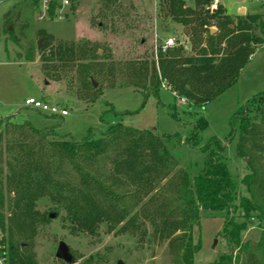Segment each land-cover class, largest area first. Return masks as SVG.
<instances>
[{
    "label": "rangeland",
    "instance_id": "obj_1",
    "mask_svg": "<svg viewBox=\"0 0 264 264\" xmlns=\"http://www.w3.org/2000/svg\"><path fill=\"white\" fill-rule=\"evenodd\" d=\"M20 1L0 0V18ZM59 2L55 19H50L40 7L23 9L19 17L13 18L16 33L21 23L28 24V42L34 41L38 46L43 34L52 37L50 43L45 44V38L42 47H37L34 61L25 58L27 41L23 40L20 47L0 28V130L4 131L8 124L28 125L30 122L38 130L49 128L59 136H72L77 142L87 137L91 130L99 136L112 123L140 131H155L160 137L178 133L181 142H169L172 154L179 162L176 170L184 169L194 176L204 167L205 154L188 145L186 139L193 135L197 122L205 118L208 127L200 133V146L213 137L226 145L224 157L230 173L238 182L237 203L241 197L248 196L243 179L250 172L249 160L238 155L241 127L239 118L235 121L233 118L247 100L264 91V45H258L249 64L241 71L238 82L204 106L187 102L167 85L160 87L158 97L154 94L147 97L144 88L131 84L132 71L138 70V64L144 61L159 69L162 51L159 46L166 40L175 38L176 47L185 44L180 26L163 13V0H70L68 6ZM186 2L192 6L195 4L193 0ZM222 3L230 13L245 6L251 13L264 14V3L255 0H222ZM65 42L75 46L71 50L73 54L62 50L58 56L52 51ZM17 51L23 53L21 57L17 56ZM84 63L94 64V78L80 73V65ZM93 82L98 85L94 86ZM44 94L50 96L51 103L66 107L69 114L51 117L26 107V99L31 96L42 99ZM171 109L179 113L180 119L173 117ZM255 117L256 121L260 120L258 115ZM9 128V133L4 131L1 150L5 149L9 138L19 134L18 128L15 131L11 125ZM59 136L50 135L49 139L57 140ZM8 159L9 154L4 150L0 160V187L6 198L3 208L6 220L15 199L13 193H8L5 182ZM50 159L54 161L55 181L79 188L82 173L74 164L67 158L61 163L56 156ZM83 166L117 193L129 192V188L122 187L120 182L114 184L117 178L114 179L116 175L110 159L100 157L95 166ZM166 181H162L156 190L165 184V193L171 196ZM57 192V188H52L37 199L35 210L46 220L37 221L32 238H23L28 243L25 251L34 255L38 264H119L120 261L122 264H176L171 243L160 238L151 221L153 205L148 204L147 209L143 206L148 196L134 206L132 199H125L121 206L129 211V215L123 222L112 224L104 220L94 233H90L74 227L63 200L56 196ZM69 193L66 190L65 195ZM137 211L134 222H129ZM51 214L55 216L51 217ZM226 215L225 211L201 209L200 222L194 230V239L201 244L194 256L195 264L213 263L219 255L229 252L228 242L222 235ZM234 218L237 222L246 221L247 227L241 235L244 244L257 246L263 243L264 227L255 214L243 218L239 210ZM61 241L69 245L75 262L67 263L57 258ZM263 252L264 244L258 249V260ZM249 261L250 257L243 253L241 264H252Z\"/></svg>",
    "mask_w": 264,
    "mask_h": 264
},
{
    "label": "trees",
    "instance_id": "obj_2",
    "mask_svg": "<svg viewBox=\"0 0 264 264\" xmlns=\"http://www.w3.org/2000/svg\"><path fill=\"white\" fill-rule=\"evenodd\" d=\"M193 1L194 6L188 5L186 0L162 2L164 15L180 26L185 44L174 46L166 53L161 51L159 69L155 64L150 66L144 61L138 64V70L132 71L131 84L144 88L147 97L150 94L158 97L160 87L167 85L187 102L204 106L238 82L241 71L249 64L258 45L264 44L263 13L233 15L223 5L210 13L206 7L209 0ZM50 3L49 18L55 19L58 3L57 0ZM37 7L34 0H22L0 18V28L20 47L23 40L27 41L28 24L21 23L16 33L13 18L19 17L23 9L35 10ZM42 36L46 38L45 44L50 43L51 36ZM25 44L26 60L34 61L37 44L30 40ZM74 48L73 44L65 42L52 51L60 56L62 50L72 53ZM16 53L18 57L23 54L21 51ZM93 65H80V73L94 78ZM171 113L175 119H180L175 109H171ZM257 115L260 120L256 121ZM236 118H239L241 127L238 155L247 158L250 167V172L243 179L249 195L241 197L239 203L238 182L230 173L224 157L226 145L216 137L205 145L199 144L200 133L208 127L205 118L197 122L193 135L186 139L188 145L199 148L205 154V165L194 176L184 169L176 170L179 162L175 160L169 142H181L178 133L160 137L155 131H140L125 128L121 123H112L99 136L91 130L87 137L77 142L72 136H59L49 128L38 130L30 122L28 125L8 124L4 129L6 133L10 131L9 125L13 131L19 129L16 137L13 135L7 140L4 149L9 154L5 182L8 193H13L15 199L10 207V217L6 220L3 214L6 198L0 187V231L5 233L3 241L10 249L13 262L38 264L34 255L25 251L28 243L23 238H32L37 221L46 220L35 210L37 199L57 188L56 196L63 200L74 227L90 233L98 229L101 221L112 224L123 222L129 215V211L121 206L125 199H132L134 206L148 196L143 206L147 209L148 204L153 205L151 221L160 238L171 243L176 264H195L194 256L201 244L195 241L194 230L200 222L201 209L225 211L227 215L222 235L228 242L229 252L219 255L210 264H241L243 253L250 257L249 263L264 264V252L260 260L257 259L258 249L264 244V230L261 245L244 244L241 235L247 227L246 221L241 223L234 218L239 210L243 218H251L255 214L264 227V91L247 100L233 120ZM4 131L0 130V144ZM49 134L60 139H49ZM233 137L231 134V139ZM4 150L0 149V160ZM53 156L60 163L67 158L82 173L79 188L55 181L54 161L50 159ZM100 157H106L113 163L114 179H118L114 184L120 182L122 187L129 188V192L117 193L91 171L84 169L83 164L95 166ZM165 179L171 196L165 193V184L156 190ZM66 190L69 195H65ZM137 215L138 211L132 214L129 222H134Z\"/></svg>",
    "mask_w": 264,
    "mask_h": 264
},
{
    "label": "built area",
    "instance_id": "obj_3",
    "mask_svg": "<svg viewBox=\"0 0 264 264\" xmlns=\"http://www.w3.org/2000/svg\"><path fill=\"white\" fill-rule=\"evenodd\" d=\"M37 2L38 7L43 9L45 11L46 15L49 17V10L51 7V0H34ZM257 3L262 4L264 3V0H255ZM59 2V0H57ZM70 0H60L59 3L63 4L64 6L70 5ZM223 3L222 0H209L207 4L208 10L213 13L222 7ZM59 6V5H58ZM224 6V5H223ZM175 45H177L175 38H170L166 40L162 45L159 46V48L162 50V52L166 53L170 49H172ZM26 101V107L27 108H33L40 112H42L45 115L50 116H66L69 114V111L66 107H62L58 104L51 103L50 101H45L43 99L35 98L31 96V98H28ZM0 264H16L13 262L10 249L7 247V245L3 241V233L0 232Z\"/></svg>",
    "mask_w": 264,
    "mask_h": 264
},
{
    "label": "water",
    "instance_id": "obj_4",
    "mask_svg": "<svg viewBox=\"0 0 264 264\" xmlns=\"http://www.w3.org/2000/svg\"><path fill=\"white\" fill-rule=\"evenodd\" d=\"M241 13H243V11H241ZM212 32H215V29H211ZM43 41L44 39H41L39 42H38V48L40 49L42 47V44H43ZM94 83V86H97L98 83L96 82H93ZM55 214H51V217H54ZM56 256L57 258L63 260V261H66L67 263H73L75 262L74 261V257L70 251V247L69 245H66L63 241H61L59 243V247H58V250H57V253H56ZM119 264H122V261L119 262Z\"/></svg>",
    "mask_w": 264,
    "mask_h": 264
},
{
    "label": "crops",
    "instance_id": "obj_5",
    "mask_svg": "<svg viewBox=\"0 0 264 264\" xmlns=\"http://www.w3.org/2000/svg\"><path fill=\"white\" fill-rule=\"evenodd\" d=\"M241 11H243V13H241ZM229 14H233V15H238V14H243V15H245L246 13H251L250 12V10L248 11L247 10V7H245V6H240L239 8H238V10L236 11V12H233V13H230V12H228ZM264 45V44H263ZM257 49H258V47H257ZM41 98L43 99V100H48V101H50L49 100V98H50V96L47 94V95H42L41 96Z\"/></svg>",
    "mask_w": 264,
    "mask_h": 264
}]
</instances>
